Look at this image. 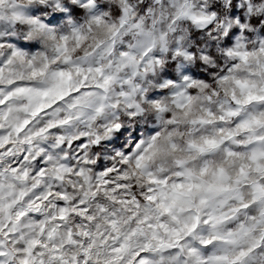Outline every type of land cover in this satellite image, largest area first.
<instances>
[{"label":"clouds","instance_id":"9594fccd","mask_svg":"<svg viewBox=\"0 0 264 264\" xmlns=\"http://www.w3.org/2000/svg\"><path fill=\"white\" fill-rule=\"evenodd\" d=\"M0 264H264V0H0Z\"/></svg>","mask_w":264,"mask_h":264}]
</instances>
